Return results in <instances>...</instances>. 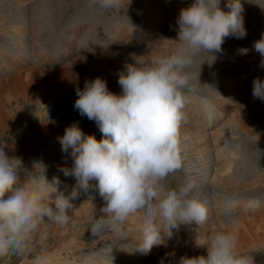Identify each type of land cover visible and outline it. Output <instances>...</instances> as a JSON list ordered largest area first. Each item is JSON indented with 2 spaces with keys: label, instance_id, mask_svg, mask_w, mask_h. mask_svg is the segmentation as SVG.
<instances>
[{
  "label": "rangeland",
  "instance_id": "rangeland-1",
  "mask_svg": "<svg viewBox=\"0 0 264 264\" xmlns=\"http://www.w3.org/2000/svg\"><path fill=\"white\" fill-rule=\"evenodd\" d=\"M192 2L122 0L121 8L104 10L96 0H0V145L7 144L5 151L9 156L21 161L18 172L21 182L29 177H39L43 181L44 176L52 182L54 177H59L60 189L71 191L76 185L75 177L65 176L59 169L71 167L73 160L70 150L68 153L62 151L59 138L74 122H78L85 135L103 138L97 124L74 107L78 99L77 89L82 90L87 81L101 77L107 81L110 91L121 93L119 72L131 62L130 54L150 51L161 54L173 49L178 36L176 20L179 12ZM226 3L227 0H221L222 6ZM241 4L247 35L239 39L235 36L226 38L223 52L215 53V58L208 52L197 57L191 68L195 78L188 101L200 102L204 111L199 113L191 108L195 102H191V106L186 105V124L208 131L212 142L217 139L223 123L232 126L231 133L224 134L229 150L235 153L233 165L230 164L228 170L223 168L222 162L212 166L231 191L203 187L200 184L202 177L198 173L190 174L192 165L184 157L183 168L169 176L166 183L177 187L187 178H194L198 183L194 195L209 208L207 223L200 227L192 222L187 238H174L167 242V246L173 245L172 249L166 250L164 245L153 246L150 253L141 252L138 257H128L130 264H154L160 259L165 264H175L185 255H206V248L197 247L196 241L203 242L212 232L229 226L240 228L235 225V220L232 221L234 217L260 219L264 215V144L255 143L260 150L252 151L257 171L251 178L257 181L259 177V180L254 185V189H258L251 190L252 179L246 180L243 175L247 134L243 123L234 120L241 113L253 118L258 115L259 118L258 111L264 110V101L252 96L253 80L257 77L264 80V68L259 66L262 58L254 49V43L264 36V0H241ZM245 48L248 52L242 54L240 49ZM206 103L210 107H206ZM212 105L219 111L213 110ZM220 194L240 198L233 211L223 213V216L214 214V202ZM102 200L96 187L82 193L76 201L74 222L65 226L44 225L41 233L46 232V237L41 239V234H38L30 252L0 257V264H42L43 259L44 264L49 254L60 255L68 264H90V256L101 259L118 244L115 232L99 237L91 234L94 215L99 218L93 206ZM253 223L250 235L262 236L264 232L257 221L254 226ZM77 234L81 245L74 255H70L74 249L67 247V243ZM242 234L246 239L250 238L249 234ZM254 243L249 242L246 246L245 242L241 250H247ZM256 259L257 264H264V252ZM122 262L128 264L127 261Z\"/></svg>",
  "mask_w": 264,
  "mask_h": 264
},
{
  "label": "clouds",
  "instance_id": "clouds-1",
  "mask_svg": "<svg viewBox=\"0 0 264 264\" xmlns=\"http://www.w3.org/2000/svg\"><path fill=\"white\" fill-rule=\"evenodd\" d=\"M96 2L104 10L122 7V0ZM242 11L241 0H227L224 6L221 0H193L179 12L178 40L171 51L130 54L131 62L119 72L121 93L110 91L101 77L77 89L74 107L97 124L103 138L85 135L78 122L59 138L62 151L70 150L73 160L71 167L59 169L75 177L71 191L60 189L59 177L49 182L43 175V181L29 177L21 182V161L9 156L7 144L0 145V257L30 252L38 234L46 237L41 230L48 223L74 222L76 201L93 187L105 204L102 215L93 217L92 236L119 233L139 216L142 239L135 246L144 254L153 246L167 247L181 225L207 223L209 209L194 195L197 181L189 177L177 187L166 181L184 166L181 128L188 122L186 105L195 78L191 68L201 53L215 58L223 52L229 36L247 35ZM254 49L264 68V36ZM240 51L247 54L248 49ZM252 96L264 101V80L259 77L253 80ZM238 203L231 199L229 207ZM196 246L206 248V255H185L175 264H257V255L264 252V242L241 250L234 228L214 231Z\"/></svg>",
  "mask_w": 264,
  "mask_h": 264
},
{
  "label": "bare ground",
  "instance_id": "bare-ground-1",
  "mask_svg": "<svg viewBox=\"0 0 264 264\" xmlns=\"http://www.w3.org/2000/svg\"><path fill=\"white\" fill-rule=\"evenodd\" d=\"M263 26H264V23H263ZM177 35H178V31H177ZM176 37H177L176 40H178V36H176ZM171 50H167L165 52L163 51L162 53H167ZM191 102H193V104H194V102L196 103L197 101H188L187 104L188 105L190 104V106H191ZM203 102H205V101L203 100ZM208 105H209V103L205 104L206 107ZM209 107H210V105H209ZM191 108H193L194 110H196L199 113H203V111H204V106L201 105L200 102L194 104ZM212 108H213V110L219 111L217 106L212 105ZM258 112H260L259 118H258V115H257V118H253V116H246L244 113H241V115L239 114L240 115L239 117H242V118L234 117L235 118L234 120H239L241 123H243V130L247 134L246 135L247 141H246L245 146H244V157L245 158H243V162H244L243 163L244 164L243 165V173H244L243 175H244L246 180H250L252 174L256 173V171H257V166L255 165L256 160H255V157L253 156L254 154L252 153V151H253V149L260 150V147L257 146L255 143H258L261 145L264 144V110L261 109ZM256 113H257V110H256ZM231 127L227 123H225V124L223 123L219 129V133L216 132L218 134L217 139H215V141H213V142L209 140L208 131H204L202 129H199V128H196L194 126H190L187 124L183 125L181 128L183 155L187 159L189 164L192 165L191 168L189 169L190 174L198 173L200 178L202 177V179L200 180V184L203 187H207V188L213 189V190H218L221 192L222 191L225 192L228 189V187L226 185H224L225 180L221 178V175H219V173H217V171L212 170V166L216 163L219 164V162H222L223 168L225 170H228L230 167V164L233 163V159L235 158V153H233L231 150H229V147L226 144V142H227L226 141L227 140L226 134H227V132H228V134L231 133ZM225 132H226V134H224ZM254 144H255V146H254ZM235 164L237 165V163H235ZM236 171H237V169H236ZM257 177H258V175H257ZM224 178H225V176H224ZM253 179L250 181V182H252L251 183L252 185L249 184L250 186H252L251 190H252V188L254 189V185L258 182L259 177L257 178V181H255V180L253 181ZM232 181H234V180H232ZM228 184H229V182H228ZM257 189H258V187L255 188L254 190H257ZM229 191H231V190H229ZM232 196L220 194L218 196V199L214 202V209H215L214 214L223 216V213L227 214L229 212H232L233 207L232 208L229 207V200L235 199L238 202H240V198L238 200V197L233 198ZM241 200H243V199H241ZM246 200H248V199H245L243 201H246ZM104 204H105V201L102 200L93 206V207H95V208H93V211H95V214L97 213V215H99V216L102 215V213L100 212V209L104 206ZM232 221H234L235 225L240 227L238 229L235 228L239 234L240 248H242L244 246L245 242H246V246L249 242H253V241H255V243L256 242H264V233L262 234V236L261 235H250L252 232L251 226H252L253 221H255V222L257 221V223L259 224V226H258V224L256 223L257 226L260 229H262V231L264 232V215L261 216L260 219H258V217H249V216H248V218L236 217V219L234 217V219ZM254 223H253V226H254ZM141 225H142V220L140 219V217L138 216V217L134 218L131 222H129L124 227V229H123V231H121V233L120 232L116 233V237L118 239V244L112 246L105 253V255L102 256L101 259L99 257L97 258L96 256H92V257L90 256L89 257L90 264H124V262H122V260L127 261V263L130 264L128 262L129 261L128 257H131L133 255L138 257L139 253H141L140 251L136 250V246H135V243H139L142 239V235L140 232ZM191 228H192V223L188 224V225H181L179 227V229H174L173 239L175 238V239L179 240V239L187 238ZM231 228H232L231 226L227 227V229H231ZM241 228H243V229L241 230ZM260 229H259V231H260ZM243 232L249 234L251 239L250 238H248L249 240L246 239V236L244 234H242ZM67 234H68V232H67ZM118 235H120V236H118ZM79 238H80V236L77 234L76 236H73L72 239L67 243V247L74 249L70 255H74L76 248L81 245ZM243 241H245V242H243ZM172 247H173V245L170 244V246L166 247V250H169V248L172 249ZM42 261L44 262V259ZM43 262H42V264H43ZM68 263L69 262H66L64 260V258L58 254H55V255L49 254L46 256V261L44 264H68ZM36 264H41V263L36 262ZM154 264H165V262L162 261V259H160V261H156Z\"/></svg>",
  "mask_w": 264,
  "mask_h": 264
}]
</instances>
